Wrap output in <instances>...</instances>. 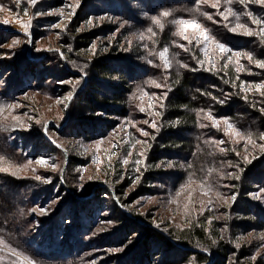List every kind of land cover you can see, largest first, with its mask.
<instances>
[{
  "label": "rangeland",
  "instance_id": "1",
  "mask_svg": "<svg viewBox=\"0 0 264 264\" xmlns=\"http://www.w3.org/2000/svg\"><path fill=\"white\" fill-rule=\"evenodd\" d=\"M185 1L189 0H0V67L9 64L0 73V93L13 98L24 122L12 141L33 166L24 177L22 190L31 196L34 233L40 242L44 241L50 233L45 229L54 222L53 212L68 211L53 231H66L58 236H63V247H69L66 237L70 231L75 239L70 243V252L75 249L77 256L75 264H118L131 254L129 249L138 243L141 231L122 247L106 242L124 223L114 215L121 209L127 214L134 211L146 216L151 223L159 221L175 234L186 230L198 215L214 218L221 237L237 248L238 254L231 255L228 264H264V170L246 173L240 179L244 178V185L248 186L239 187V178L229 171L230 163L221 160L226 170L215 171L211 176L206 169L199 170L177 183L183 163L188 161L187 150L214 149L228 158L231 154L225 150L223 137L247 141L241 134L249 138L252 123L238 126L213 113L200 112L197 125H190L177 135L187 141L186 147L167 149L161 142L153 146L161 136L157 123L165 122L158 111L152 110L164 95L163 76H180L192 70L183 56L185 37L198 45L199 58L206 66L222 65L234 72L244 68L243 72L251 74L264 63L255 52L258 44L254 40L257 34L264 40L263 15L241 14L227 1L220 6V0H199L198 8L197 1ZM165 11L169 12L166 17L162 16ZM153 17L165 19L164 24L173 31L172 37L177 35L174 41L152 50L146 48L144 33L141 34L145 27L141 26L154 24ZM180 20H193L200 28L180 24ZM125 28H129L128 34ZM78 41L85 44L78 47ZM133 43L138 45L137 51ZM217 43L228 51H221ZM165 48L168 66L159 57ZM95 54L111 57L115 62L113 69L117 70L118 64L120 72H126V77L96 76L103 87L98 90L108 97L117 86L120 93L125 91V115L113 103L108 104L112 108L101 109L90 107L87 102L80 105V95L93 87L87 71ZM258 86L260 92L262 87ZM225 97L228 100L229 96ZM260 138L264 141V135ZM260 140L254 143L257 153L262 149ZM147 171L156 179L144 178ZM166 176L179 188L186 187L191 178L205 183L203 187L194 184L182 191L175 187L172 192L163 184ZM218 202L227 210L221 209ZM245 208L252 218L241 212ZM41 209H47L46 213ZM228 216L244 221L246 228L226 226L223 222ZM209 224L208 228H212L213 223ZM0 241V264H49L34 260L11 239L0 236ZM13 249L15 255H10ZM152 259L153 264H195L180 255L161 252L150 253L149 260Z\"/></svg>",
  "mask_w": 264,
  "mask_h": 264
},
{
  "label": "trees",
  "instance_id": "2",
  "mask_svg": "<svg viewBox=\"0 0 264 264\" xmlns=\"http://www.w3.org/2000/svg\"><path fill=\"white\" fill-rule=\"evenodd\" d=\"M226 1L236 10H239L241 14L249 12L255 17L264 16V5L261 4L263 0H220V6H223ZM185 2H192V0ZM159 20L163 28L155 23H149L150 26L148 27L147 25L141 26L145 27L141 34L144 33L145 38L143 39L148 49L153 50L157 46L159 48L163 47L167 41H174L173 39L176 38L177 34L172 37V29L168 24H164L165 19L159 18ZM149 28L152 29V33H155V35L147 31ZM128 29L125 28L126 33ZM127 34H124V36H127ZM254 40L258 44L257 50H255L257 56L264 59V40L262 36L257 34ZM189 41L191 40H184L186 54H183V56L188 59L192 70L184 72L180 76L171 73L162 78L161 85L164 95L160 98L161 102H158L159 106L155 105L156 107L152 110L158 111L165 122L164 125L157 123L161 136L153 146L156 147L161 142L167 149L176 146L178 148L186 147L188 145L187 141L180 139L177 135L179 132L188 129L190 125H197L200 112L213 113L215 117L228 119L238 126L245 123L247 127L249 123H252L250 137L246 138L244 134H241L247 141L240 139L236 142L233 137H223L226 140L225 150L231 154L228 158L214 149L204 148L206 151L187 150L189 154L188 161L183 163V171L177 179V183L184 182L189 178L188 174L204 169L209 175L215 173V171H224L226 170L224 164L228 161L231 175L234 178H239L236 186L241 187L244 185L245 180L240 178L244 175L246 176L249 172L258 173L264 170V161H262V158H264V141L260 138L264 135V67L248 74L243 72L244 68L242 72H234L222 65L216 67L206 66L199 58L198 45L194 41ZM84 44L85 42L78 41L76 45L82 47ZM133 45L136 48L134 50L137 51L138 45L135 43ZM25 55L26 53H24ZM89 61L90 67L87 71V77L88 81L92 82L93 87L91 86L92 89H89L83 96L80 95L79 100L82 101L80 105L87 102L90 107L101 109L100 107L112 108L108 104L113 103L121 107V113L125 115V91L120 93L121 88L117 86L112 90L114 93L111 94V97H108L103 91L98 90L103 87L97 83V80H99L97 77H103L104 79L114 78L118 75L126 77L124 74L126 72H120L121 67L118 64L117 70L113 69L111 65L115 62L111 61V57H106L103 54H95ZM8 65V63H5V66H1L0 73L5 71ZM258 85L262 87L260 92L257 90ZM226 95L229 96V98L227 97L228 100H226ZM151 100L156 102L158 99L151 98ZM19 112L13 98L2 96L0 93V236L11 239L16 246L23 250L26 249L34 260H44L49 264H75V258L77 257L73 252L75 249L73 248L74 250L70 252L71 244L75 239L71 238L70 231L67 233L68 237H66L69 247L60 245L63 236H61V239L58 238L60 233L63 234L66 231H60V229L53 231L54 226L57 225L56 222L59 221V224L63 221L65 215H68V211L64 212L66 214H63L60 210L53 212L51 218H54V222L49 224L48 229H45L50 233L44 241L40 242L34 233L33 223L36 220L32 218L31 214V196L28 193L25 194L22 190L25 185L24 177L32 171L33 166H31L29 157L12 141V138L18 135V126H24L23 120L19 117ZM258 139H261L259 145H262L259 153L254 151L256 150L254 143L259 141ZM56 150L59 149L56 148ZM221 160L224 161V164ZM143 177L148 180L156 179L148 171L143 174ZM166 177L163 184H167L169 186L167 189H172V192L175 191V187L182 191L194 184L203 187L205 183L191 178L186 182V187L179 188L176 186V182L170 183L168 176ZM244 186L247 187L248 185L245 184ZM243 200L245 201L244 198ZM218 206H221V203L218 202ZM220 208L227 210L222 206ZM132 212L131 215L122 209L120 211L116 210L114 215H118L122 219L121 222L124 223L116 230L118 235L114 234L115 236L106 239L109 244L117 243L118 247H122L127 241L129 242L133 234H139V231L143 232L138 243L129 249L131 254L118 264H153L154 259L149 260V255L154 252H161L167 256L180 255L181 258L191 260L195 264H228L231 255L238 254L235 252L237 248L233 249L231 242L228 243L221 237V232L215 228L217 221L214 218L210 220V218L199 217L198 215L194 223L188 226L186 230L175 234L159 221L151 223L146 216ZM241 212L246 217L252 218V214L248 209H242ZM209 223H213L212 228H208ZM223 224L228 227L233 225L232 227L237 229L246 228L244 221L231 220L230 216L224 218ZM237 259L235 260L237 261ZM231 264H238V262H232ZM248 264H251V262Z\"/></svg>",
  "mask_w": 264,
  "mask_h": 264
},
{
  "label": "snow or ice",
  "instance_id": "3",
  "mask_svg": "<svg viewBox=\"0 0 264 264\" xmlns=\"http://www.w3.org/2000/svg\"><path fill=\"white\" fill-rule=\"evenodd\" d=\"M33 2L35 3V0H33ZM212 6H213V7H216V5H212ZM198 7H199V0H197V8H198ZM168 15H169V12H167V11H165V12L162 13V16H165V17H166V16H168ZM222 15H223V14H222ZM152 19H153V22H154L155 24H157V25H159L161 28H163V25L160 23V20H159V19H157L156 17H153ZM209 19H211V16H209ZM224 19H227V17L225 16ZM255 22L259 23V21H255ZM3 23L7 24L8 21H3ZM179 23H180V24H183V25H191L192 27L197 28V29L200 28V25L197 24V23H196L195 21H193V20H180ZM237 27H243V25H237ZM231 30L235 31V29H231ZM147 31H148L149 33H152V29H151V28H149ZM152 35H155V33H152ZM185 39H187V37H185ZM204 40H205V41L209 40V36L207 35L206 31H205V35H204ZM189 42H191V41H189ZM197 42H198V43L200 42V41H199V38H197ZM216 47L219 48L221 51H225V52L228 51V49H227V48L225 47V45H223L222 43H217V44H216ZM167 52H168V49L165 48V49H163V50L159 53V57H160V59L163 60V61L165 62V65H166V66H168ZM249 58L251 59V57H249ZM149 63H151V62H149ZM182 66H183V67H186V65H182ZM260 66H261V67H264V63L260 64ZM157 86L159 87V85H157ZM142 110H143V109H142ZM214 123H215V121H214ZM228 126H229V128L232 127L231 124H229ZM145 134H146V133H145ZM40 162H41V163H44L45 161L41 160ZM124 163H127V161H124ZM13 174H14V173H13ZM37 179H39V177H37ZM40 211L46 213L47 209H41ZM0 244H3V241H0ZM10 255H15V250H14V249L10 252ZM19 264H23V261H20ZM29 264H32V262L29 261Z\"/></svg>",
  "mask_w": 264,
  "mask_h": 264
}]
</instances>
